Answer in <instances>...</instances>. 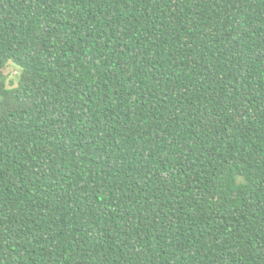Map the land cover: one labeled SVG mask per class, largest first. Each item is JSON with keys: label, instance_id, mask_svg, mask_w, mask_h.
I'll return each instance as SVG.
<instances>
[{"label": "trees", "instance_id": "16d2710c", "mask_svg": "<svg viewBox=\"0 0 264 264\" xmlns=\"http://www.w3.org/2000/svg\"><path fill=\"white\" fill-rule=\"evenodd\" d=\"M0 264H264V0H0Z\"/></svg>", "mask_w": 264, "mask_h": 264}, {"label": "rangeland", "instance_id": "374dc122", "mask_svg": "<svg viewBox=\"0 0 264 264\" xmlns=\"http://www.w3.org/2000/svg\"><path fill=\"white\" fill-rule=\"evenodd\" d=\"M4 74L7 76L8 81L13 80L15 84H17L18 79H19V75H20V69L10 63L5 69H4Z\"/></svg>", "mask_w": 264, "mask_h": 264}]
</instances>
